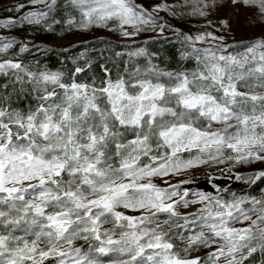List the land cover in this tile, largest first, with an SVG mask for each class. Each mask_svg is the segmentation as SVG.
<instances>
[{"label": "snow or ice", "instance_id": "1", "mask_svg": "<svg viewBox=\"0 0 264 264\" xmlns=\"http://www.w3.org/2000/svg\"><path fill=\"white\" fill-rule=\"evenodd\" d=\"M68 2L79 11L81 28L115 21L124 36H131L144 26L156 27L155 18L134 0ZM30 3L50 11L56 0ZM232 3L258 6L264 15V0ZM47 11H29L19 22L39 24ZM17 22L9 18L0 26ZM14 43L0 42V52ZM244 48L237 55L205 49L207 62L191 75L155 68L141 75L137 69L99 87L64 83L61 72L37 75L19 62L0 61V73L24 72L37 84L53 86L45 87L42 103L27 114L0 107V264L50 259L55 264H201L199 257L174 250L173 235L187 236L185 253L197 245H217L209 253L213 264H244L258 250L264 252V199L233 193L228 201L197 193L198 200H188V192L176 190L179 185L152 183V177L225 159L264 162V41ZM26 51L27 45L20 47ZM143 54L139 49L130 55ZM193 149L197 155L181 158ZM226 151L232 154L225 156ZM142 157L149 163L141 165ZM255 179H264V171ZM195 203L204 205L198 214L177 210ZM246 203L253 207L244 208ZM120 206L142 214L125 215L116 210ZM161 214L166 219L161 221ZM241 220L250 224L230 226ZM107 223L114 227L102 230ZM16 230L30 238L15 235ZM77 239L88 242L87 252L73 247Z\"/></svg>", "mask_w": 264, "mask_h": 264}, {"label": "trees", "instance_id": "2", "mask_svg": "<svg viewBox=\"0 0 264 264\" xmlns=\"http://www.w3.org/2000/svg\"><path fill=\"white\" fill-rule=\"evenodd\" d=\"M42 10L47 11L45 7ZM72 10L79 12L69 5L68 0H56V5L47 11L44 22L31 24L22 31L27 37L42 33L43 41L31 46L28 51L23 53L20 52L22 45L16 42L5 55L0 52V61L5 59L14 61L17 56H22L25 59L21 64L26 67L28 72L37 75L45 71L61 72L64 83L75 81L96 87L101 86L108 79L114 82L121 76L127 78V75L133 74L137 69L141 75H144L150 68H155L159 72L191 75L202 68L203 59L193 55L185 34L176 30L169 35L146 40L119 41L105 37L94 38L66 48L50 46V39L69 32L75 26L74 22L69 24ZM17 35L15 36L18 37ZM243 46L244 43L235 44L231 49L239 54ZM139 49H144L143 55H130ZM76 67L84 68L85 71L75 73ZM17 74L22 77L21 80L16 79ZM44 87L51 90L53 86L45 85ZM44 87L36 86L35 81L30 80L24 72L17 73L15 70H9L7 73H0V107L27 114L42 103ZM56 92L62 96V90L56 88ZM128 138L130 139L131 136L129 135ZM196 153L197 151L193 149L191 152L182 153L181 158L188 159ZM140 163L143 165L149 161L142 157ZM259 172L257 170L237 172L231 168L206 171L181 182L176 190L179 193L183 191L209 193L222 198H233L232 194L235 193L237 197L260 200L264 199V179H255ZM237 176L241 178L237 179ZM243 207L248 209L253 205L246 203ZM160 216L162 220L166 219V214ZM115 227L119 232V227ZM172 227L175 228V225L173 224ZM2 231L3 229L0 228V232ZM14 234L30 238V234L26 236L25 232L21 230H16ZM179 238L183 239L181 235L172 236L171 242L175 246L174 250H177L182 257H187L189 251L187 253L182 251L184 247L179 246ZM73 247H79L82 251L87 252L89 245L88 242L77 239L73 242ZM196 247L201 250L206 249L203 245ZM200 261L201 264H213L209 259V252H205L200 257ZM45 264H55V261L50 259ZM244 264H264V252L258 250L248 256Z\"/></svg>", "mask_w": 264, "mask_h": 264}, {"label": "rangeland", "instance_id": "3", "mask_svg": "<svg viewBox=\"0 0 264 264\" xmlns=\"http://www.w3.org/2000/svg\"><path fill=\"white\" fill-rule=\"evenodd\" d=\"M134 2L146 9L151 16L155 18L156 27L144 26L141 31L131 36H124L122 31L116 27L117 22L115 21H110L107 27L90 26L88 28H81L79 27V22L81 20L80 13L72 10L70 12V17H72L70 18V21H73L75 26L72 27L69 32L50 39L49 45L55 48H66L94 38L105 37L119 41H138L157 36L169 35L176 30L182 31L186 37H191V39L187 40L192 48L193 55L199 56L203 59V66V64L207 62L205 60V49H210L218 54L223 51V54L225 55H237L235 50L231 49L235 44L244 43L245 46L256 41H264V15L261 14L258 6L233 4L232 0H148L146 2H143L142 0H134ZM20 5H24V7L21 8ZM44 7L43 4L32 5L30 0H0V21L9 18L18 21L10 27L0 26V42L14 40L15 43L18 42L22 46L27 45V48L42 42V33L30 37L25 36L22 31L31 24L27 22L20 23L19 21L27 12L42 10ZM196 9H201L204 12V15H201ZM44 21L45 19L41 22ZM160 25L166 26L163 31L160 30ZM125 27L129 32L135 31L131 26ZM198 36H202L203 39L197 40L196 37ZM244 46L240 53L244 52ZM1 53L4 55L6 54V52ZM24 59L25 57L17 56L14 58V61H23ZM35 84L38 87L45 86L43 83L37 84L35 82ZM44 89L45 87L43 90ZM231 154L232 153L228 151L225 152V156ZM195 155H197V153ZM221 168H231L237 172L251 170L264 171V162L251 161L250 163L237 164L225 159L224 163L210 162L208 164L184 169L179 173L169 174L168 176L152 177V183L159 187H168L170 184L178 185L192 176L199 175L206 171H216ZM184 192L185 191L180 192V195H183ZM196 194L197 193L188 192L186 199L198 200ZM204 194L214 196L209 193ZM174 199H179V196ZM223 199L230 201L232 198ZM203 207L204 205L202 203L189 204L187 207L180 204L177 206V210L182 215L198 214V210ZM116 210L128 216H140L142 214V210L132 208L126 209L122 206L118 207ZM255 218L256 217L253 215L252 219ZM159 219L162 221L161 216ZM180 223H182V221H180ZM248 224H250V221L241 220L239 222H231L230 226L243 228L248 226ZM113 227L112 223H107L102 226V228ZM191 234V232L187 233V235ZM118 235L119 232L116 229L114 238H117ZM179 246L184 248L188 246L187 236H183V239L179 238ZM216 247L217 245H212L211 247H206L204 250L195 247V249L189 250V255L186 258H200L205 252L210 253ZM220 264H224V261L221 260Z\"/></svg>", "mask_w": 264, "mask_h": 264}, {"label": "water", "instance_id": "4", "mask_svg": "<svg viewBox=\"0 0 264 264\" xmlns=\"http://www.w3.org/2000/svg\"><path fill=\"white\" fill-rule=\"evenodd\" d=\"M16 62L22 63V61H16Z\"/></svg>", "mask_w": 264, "mask_h": 264}]
</instances>
